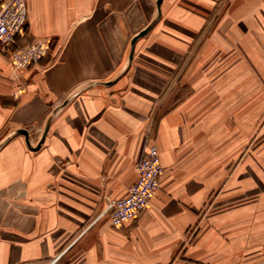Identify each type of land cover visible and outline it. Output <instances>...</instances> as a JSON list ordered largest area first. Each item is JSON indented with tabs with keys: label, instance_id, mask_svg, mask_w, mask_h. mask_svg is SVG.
<instances>
[{
	"label": "crops",
	"instance_id": "0c3cea01",
	"mask_svg": "<svg viewBox=\"0 0 264 264\" xmlns=\"http://www.w3.org/2000/svg\"><path fill=\"white\" fill-rule=\"evenodd\" d=\"M223 1L26 0L20 46L52 45L19 78L0 55V264H264V0L204 42ZM150 144L159 189L114 228Z\"/></svg>",
	"mask_w": 264,
	"mask_h": 264
},
{
	"label": "built area",
	"instance_id": "2783aa9c",
	"mask_svg": "<svg viewBox=\"0 0 264 264\" xmlns=\"http://www.w3.org/2000/svg\"><path fill=\"white\" fill-rule=\"evenodd\" d=\"M26 0H5L0 3V55L6 57L14 77L32 66L40 65L51 49V39H34L27 46H20L28 27ZM136 180L122 198L107 199L101 213L107 215L114 228L140 215L150 205L159 189L164 169L158 148L148 145L134 167Z\"/></svg>",
	"mask_w": 264,
	"mask_h": 264
},
{
	"label": "rangeland",
	"instance_id": "374dc122",
	"mask_svg": "<svg viewBox=\"0 0 264 264\" xmlns=\"http://www.w3.org/2000/svg\"><path fill=\"white\" fill-rule=\"evenodd\" d=\"M228 1L229 0H224L222 3H220V4H218V5H216V10H215V12L213 13V15H211V18L209 19V22L207 23V26H206V31L204 32V34H203V36H202V38L204 39V42H206L209 38H210V35H211V32H212V30H213V28L216 26V24H217V22L219 21V19L222 17V15L227 11V9H228V6H229V4H228ZM157 6H159L158 4H157ZM149 28H150V26H149ZM148 28V29H149ZM148 29H146L147 31H148ZM146 34V33H145ZM144 34V35H145ZM143 35V36H144ZM138 36V35H137ZM136 36V37H137ZM142 36H140V37H138L137 39H136V41L139 39V38H141ZM135 44V43H134ZM133 54H134V46H133V49H132V51L129 53V57H128V61H131L132 60V58H133ZM195 53H192V55H194ZM192 55H191V57H192ZM209 75H210V70H209V73H208ZM18 81H20V80H18ZM22 84H19V85H17V87H16V91H15V96L16 95H20V93L22 92V90H23V86H21ZM17 134L18 135H21V134H19L18 133V131H17ZM23 136V135H22ZM25 137V136H24ZM25 139H26V137H25ZM37 147V146H36Z\"/></svg>",
	"mask_w": 264,
	"mask_h": 264
},
{
	"label": "water",
	"instance_id": "95a60500",
	"mask_svg": "<svg viewBox=\"0 0 264 264\" xmlns=\"http://www.w3.org/2000/svg\"><path fill=\"white\" fill-rule=\"evenodd\" d=\"M160 2H161V0H158V5H159ZM146 32H147V30L141 31V32L138 34V36L135 37V38L132 40V44L135 43V41H136V39H137L138 37L143 36ZM18 133L21 134V135H23V136H25V137L27 138V132H26L25 130L21 129V130L18 131ZM27 144H28V141H27ZM40 145H41V143H39V144L37 145V147H36L34 150H37V149L40 147Z\"/></svg>",
	"mask_w": 264,
	"mask_h": 264
}]
</instances>
